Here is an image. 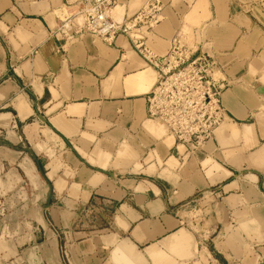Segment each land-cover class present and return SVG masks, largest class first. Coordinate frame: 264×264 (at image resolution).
Returning a JSON list of instances; mask_svg holds the SVG:
<instances>
[{"label":"crops","instance_id":"obj_1","mask_svg":"<svg viewBox=\"0 0 264 264\" xmlns=\"http://www.w3.org/2000/svg\"><path fill=\"white\" fill-rule=\"evenodd\" d=\"M74 1L0 0V264H264V0H157L151 32L112 43L60 30ZM177 35L229 82L195 150L149 118L134 44Z\"/></svg>","mask_w":264,"mask_h":264},{"label":"built area","instance_id":"obj_2","mask_svg":"<svg viewBox=\"0 0 264 264\" xmlns=\"http://www.w3.org/2000/svg\"><path fill=\"white\" fill-rule=\"evenodd\" d=\"M116 4L117 0H75L66 4L60 30H70L76 23L80 32L112 43L143 27L151 32L161 20L162 5L157 0H150L125 21L111 16ZM134 44L157 72V81L148 96L149 118L162 124L177 141L191 144L194 150L200 148L229 118L222 102L229 82L221 76L217 59L182 35L172 40L169 51L162 56L155 54L143 39Z\"/></svg>","mask_w":264,"mask_h":264},{"label":"bare ground","instance_id":"obj_3","mask_svg":"<svg viewBox=\"0 0 264 264\" xmlns=\"http://www.w3.org/2000/svg\"><path fill=\"white\" fill-rule=\"evenodd\" d=\"M65 14H66V9L65 8H63V9H61L60 10V17L62 16H65Z\"/></svg>","mask_w":264,"mask_h":264},{"label":"rangeland","instance_id":"obj_4","mask_svg":"<svg viewBox=\"0 0 264 264\" xmlns=\"http://www.w3.org/2000/svg\"><path fill=\"white\" fill-rule=\"evenodd\" d=\"M165 129V128H164Z\"/></svg>","mask_w":264,"mask_h":264}]
</instances>
